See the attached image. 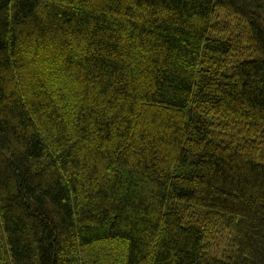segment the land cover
<instances>
[{
  "label": "trees",
  "instance_id": "1",
  "mask_svg": "<svg viewBox=\"0 0 264 264\" xmlns=\"http://www.w3.org/2000/svg\"><path fill=\"white\" fill-rule=\"evenodd\" d=\"M258 2L0 0V264H264Z\"/></svg>",
  "mask_w": 264,
  "mask_h": 264
},
{
  "label": "rangeland",
  "instance_id": "2",
  "mask_svg": "<svg viewBox=\"0 0 264 264\" xmlns=\"http://www.w3.org/2000/svg\"><path fill=\"white\" fill-rule=\"evenodd\" d=\"M258 4H259V6L261 7V8H259L257 11L263 16V18H264V0H259V2H258ZM232 19L231 18H229V17H225L224 19H223V23H228V22H230Z\"/></svg>",
  "mask_w": 264,
  "mask_h": 264
}]
</instances>
